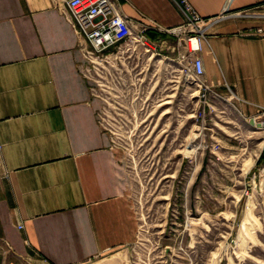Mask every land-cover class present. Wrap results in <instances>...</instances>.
<instances>
[{
    "label": "crops",
    "instance_id": "crops-1",
    "mask_svg": "<svg viewBox=\"0 0 264 264\" xmlns=\"http://www.w3.org/2000/svg\"><path fill=\"white\" fill-rule=\"evenodd\" d=\"M187 2L205 22L211 126L248 128L264 108V0ZM117 3L159 55L182 53L184 35L166 32L184 21L173 0ZM81 43L62 0H0V264H85L136 241L126 156L101 124Z\"/></svg>",
    "mask_w": 264,
    "mask_h": 264
},
{
    "label": "rangeland",
    "instance_id": "rangeland-1",
    "mask_svg": "<svg viewBox=\"0 0 264 264\" xmlns=\"http://www.w3.org/2000/svg\"><path fill=\"white\" fill-rule=\"evenodd\" d=\"M173 61L126 56L98 79L103 128L126 156L138 232L129 247L85 264H264V130L231 116L201 126ZM191 137L198 149L186 156ZM215 141L221 148L211 153Z\"/></svg>",
    "mask_w": 264,
    "mask_h": 264
},
{
    "label": "built area",
    "instance_id": "built-area-1",
    "mask_svg": "<svg viewBox=\"0 0 264 264\" xmlns=\"http://www.w3.org/2000/svg\"><path fill=\"white\" fill-rule=\"evenodd\" d=\"M173 1L184 16L182 25L166 30L170 35H184V50L177 54L173 62L179 66L178 71L190 90L189 101L195 100L197 109L194 118L201 126H206L212 122V117L216 116L217 111L210 103L211 96L215 93L204 78L203 62L198 56L205 39V22L192 10L187 0ZM62 5L72 27L82 39L81 50L87 61L82 73L97 79L98 90H101L102 85L98 79H101L103 74L108 75L107 68L114 66L120 59L146 53L159 55V43L151 41L146 35L150 27L132 23L121 13L117 0H62ZM254 33L264 35L263 29H256ZM230 94L235 95L232 91ZM100 121L102 124L101 114ZM246 122L248 129L252 131L264 130V108L247 118ZM210 148V152L215 153L221 146L215 141ZM263 149L264 141L260 153ZM262 175L264 177V166L259 170V177Z\"/></svg>",
    "mask_w": 264,
    "mask_h": 264
},
{
    "label": "bare ground",
    "instance_id": "bare-ground-1",
    "mask_svg": "<svg viewBox=\"0 0 264 264\" xmlns=\"http://www.w3.org/2000/svg\"><path fill=\"white\" fill-rule=\"evenodd\" d=\"M193 138L195 139V136H194ZM193 138L191 137L189 144L185 147L184 154H185L186 156H191V155H193V153H194V148H195V149H198L197 147H195V146L193 145V143H194V142H193ZM261 146H262V144H261ZM263 181H264V177H263Z\"/></svg>",
    "mask_w": 264,
    "mask_h": 264
},
{
    "label": "trees",
    "instance_id": "trees-1",
    "mask_svg": "<svg viewBox=\"0 0 264 264\" xmlns=\"http://www.w3.org/2000/svg\"><path fill=\"white\" fill-rule=\"evenodd\" d=\"M259 161H264V149H263V151L261 152V156H260Z\"/></svg>",
    "mask_w": 264,
    "mask_h": 264
}]
</instances>
